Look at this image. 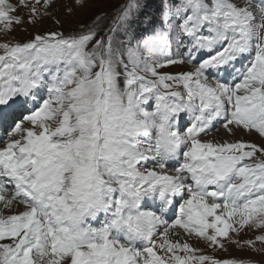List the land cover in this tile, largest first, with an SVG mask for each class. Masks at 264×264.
<instances>
[{
	"label": "snow or ice",
	"instance_id": "obj_1",
	"mask_svg": "<svg viewBox=\"0 0 264 264\" xmlns=\"http://www.w3.org/2000/svg\"><path fill=\"white\" fill-rule=\"evenodd\" d=\"M56 4L0 0V264H257L196 245L264 251V0Z\"/></svg>",
	"mask_w": 264,
	"mask_h": 264
},
{
	"label": "rangeland",
	"instance_id": "obj_2",
	"mask_svg": "<svg viewBox=\"0 0 264 264\" xmlns=\"http://www.w3.org/2000/svg\"><path fill=\"white\" fill-rule=\"evenodd\" d=\"M127 3V0H87L86 5L84 7H77L72 0H57V4L55 6V17L59 19L63 25V31H76L78 30L81 24H89L92 20L100 14V12H104L108 15L109 19L115 15L116 8L122 6ZM72 7L74 9L71 15H68L67 8ZM146 27V26H145ZM59 28L51 18L43 21L42 24L38 25L36 28L29 27L27 32L20 31L17 29L14 33L10 34L15 36L17 39L24 41L31 38V33L35 31L45 32L49 30H57ZM142 30V29H141ZM7 39L8 37H3ZM180 69L173 68L172 71H178ZM218 138L227 139L223 133V131L215 134ZM240 134H237V137L233 139H238ZM245 141H254L257 144L264 143L258 136L252 135L244 137ZM93 226H95V222ZM261 234L260 232H248L246 234H242L241 239H254L256 235ZM204 249L205 253L208 255H213L218 258L223 257H234L238 259H242L245 261H253L257 262V264H264V251L256 252L251 248H237L235 245H231L228 247V251L220 252L214 251L211 248H207L205 245L198 244L196 245ZM257 248L264 249V244L257 242Z\"/></svg>",
	"mask_w": 264,
	"mask_h": 264
}]
</instances>
